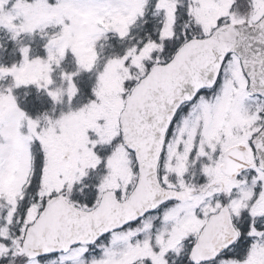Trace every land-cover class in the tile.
Here are the masks:
<instances>
[{
	"label": "snow or ice",
	"instance_id": "1",
	"mask_svg": "<svg viewBox=\"0 0 264 264\" xmlns=\"http://www.w3.org/2000/svg\"><path fill=\"white\" fill-rule=\"evenodd\" d=\"M235 4L0 0V264H264V0ZM29 85L67 110L31 116Z\"/></svg>",
	"mask_w": 264,
	"mask_h": 264
},
{
	"label": "rangeland",
	"instance_id": "2",
	"mask_svg": "<svg viewBox=\"0 0 264 264\" xmlns=\"http://www.w3.org/2000/svg\"><path fill=\"white\" fill-rule=\"evenodd\" d=\"M11 2H14V0H11ZM238 9L241 12L246 10L244 8L243 9L238 8ZM137 35L140 37H143L144 33L139 28H137L134 36H137ZM110 36H111V34H109V37ZM46 42H47L46 39L42 38L38 34H34L32 36H25L24 37V44H26L30 47V57H32V58H36V57L46 58V54H47L46 51H45L46 54L44 55V57L39 55V49H41L42 47L45 48ZM108 42H109V40L107 41V43L102 41V43H106V45H107V46L105 45L103 52H102V55H104V56H109V55H113V54H122L128 45V43L126 45L121 43L119 46H114L113 44L111 46L110 44H108ZM10 44H13V48H10ZM0 45H3V47L0 48V65L10 67L13 64L18 65L21 62L22 55L18 50V46L16 45V43L14 41H12L10 39V33H8L6 30H3V29H0ZM45 50H46V48H45ZM67 54H66V57H67ZM75 70H76V65H75V69L65 70V71L71 72V71H75ZM59 75H60V72L58 69L56 74L54 75V78H56L57 83L60 82ZM80 75H82L84 77V80H81L79 78ZM74 82L77 84V87L79 89L77 96L72 101V106L75 108L79 105L87 103L90 99L94 98V96L92 94V86L94 85V82H95V74L93 72H87V71L81 72L78 76L74 77ZM83 82H84V85H83ZM0 83H4L6 85L8 83V81H4V82H0ZM88 84L90 87L86 88V86H88ZM32 86H34V85H32ZM21 87H24V86H21ZM88 89H89V91H86ZM14 94L17 98V101H21V102L25 103L30 108L35 107L34 104L36 103V100L38 99V100H41L42 102H44L46 104H50L53 108H61L64 111L67 110V107L65 104L54 105L53 101L48 96L41 98L40 93H39L38 97H33L31 95L32 93L21 94V93H18L15 89ZM95 177L96 176L93 175L91 181Z\"/></svg>",
	"mask_w": 264,
	"mask_h": 264
},
{
	"label": "trees",
	"instance_id": "3",
	"mask_svg": "<svg viewBox=\"0 0 264 264\" xmlns=\"http://www.w3.org/2000/svg\"><path fill=\"white\" fill-rule=\"evenodd\" d=\"M36 94V93H35ZM34 95V94H33ZM18 105L21 106V107H24V103L21 102V101H18Z\"/></svg>",
	"mask_w": 264,
	"mask_h": 264
}]
</instances>
